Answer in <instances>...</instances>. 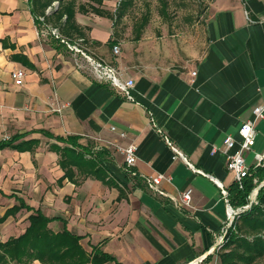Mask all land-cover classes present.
<instances>
[{"label": "crops", "instance_id": "0c3cea01", "mask_svg": "<svg viewBox=\"0 0 264 264\" xmlns=\"http://www.w3.org/2000/svg\"><path fill=\"white\" fill-rule=\"evenodd\" d=\"M76 2L75 21L86 39L73 29L65 36L83 39L91 55L132 77V98L98 81L89 68L78 67L65 43L39 35V2L0 0V114L4 124L21 126L13 134L44 128L80 135L83 144L108 147L113 155L110 168L123 190L90 177L78 184L68 178L59 183L64 174L59 155L41 147L43 137L53 141L41 132L28 135L40 139L34 151L4 148L13 156V165L35 174V185L0 189L16 193L48 216L66 219L68 229L83 236L88 251L91 244H99L122 264H185L213 252L224 234L234 176L226 167V155L213 153L212 146H221L228 134L240 141V125L254 118L253 107L264 104V0H212L205 50L180 65L168 63L172 47L165 38L140 30L133 40L126 38L124 27L111 16L117 0ZM93 6L105 13L93 11ZM47 21L58 26L54 16ZM114 45H119L118 53ZM18 68L26 72L22 85L12 78ZM62 103L67 106L54 109ZM256 129V143L246 156L251 165L255 153L264 151V120ZM120 131L127 135L121 137ZM163 135L203 172L173 158ZM129 142L138 145L132 167L119 159L123 154L118 147ZM52 170L55 185L45 191L43 176L38 179L36 174L47 171L51 176ZM158 173L169 178L153 187L151 177ZM215 178L227 188L229 201ZM189 189L192 200L187 206L181 198ZM0 194L6 204L3 213L18 203ZM50 204L57 207L51 209ZM23 211L31 213L25 208L18 213ZM50 226L62 230L64 221L55 219Z\"/></svg>", "mask_w": 264, "mask_h": 264}, {"label": "trees", "instance_id": "16d2710c", "mask_svg": "<svg viewBox=\"0 0 264 264\" xmlns=\"http://www.w3.org/2000/svg\"><path fill=\"white\" fill-rule=\"evenodd\" d=\"M52 1L33 0L35 5L39 2L40 7L39 13L36 15L37 21L40 15L45 14L46 8ZM95 1L102 2L103 0ZM131 5L132 0H120L115 12L110 13L115 23L125 16ZM92 10L105 13L95 6L92 7ZM76 11V0H60L58 8L46 14V18L48 20L54 16L55 23L67 37L68 31L73 29L78 37L86 39L85 33L76 24ZM147 20L145 18L141 26ZM33 132H41L53 140L49 142L48 148L58 153V162L64 171V174L58 179L59 183L68 178L78 184L81 180L90 177L119 187L116 176L110 168V163L113 162L111 150L106 146H96L92 141L83 144L80 142V135H60L44 128L32 129L0 139V149L9 147L19 151H34L39 145L40 139L28 137ZM263 178L264 165L252 167L251 174L243 179L242 186L234 181L230 187L232 205L238 207L248 204L250 193ZM119 188L121 191L123 190L122 187ZM0 193L18 200V203L8 207L0 216V223L6 221L10 216H15L24 208L31 212L28 215L29 224L22 233L0 241V264H10L11 262L34 264L35 261H39L41 264H103L108 261L122 264L113 254L104 251L99 244H91L92 250L88 251L81 243L83 236L69 230L66 219L60 216L46 215L40 208L36 209L16 193L6 194L2 189H0ZM121 198L122 194L118 199ZM55 219L64 221L62 230L55 231L50 226V222ZM263 255L264 185L258 190L256 202L241 211L229 227L222 244L220 257L222 264H250ZM212 258L213 254L209 253L203 262L207 263Z\"/></svg>", "mask_w": 264, "mask_h": 264}, {"label": "rangeland", "instance_id": "374dc122", "mask_svg": "<svg viewBox=\"0 0 264 264\" xmlns=\"http://www.w3.org/2000/svg\"><path fill=\"white\" fill-rule=\"evenodd\" d=\"M211 1L132 0V5L125 16L118 20L117 25L124 27L125 32L128 33L125 36L130 40H133L139 30L142 35L147 36L149 32H153L159 39L165 38L166 42L171 43L172 47V55L167 57L168 63L180 65L185 61L192 60L195 55H199L205 50L207 43L205 26L208 7ZM119 2L120 0H117V5ZM145 18L148 20L141 26ZM20 129L22 128L19 125L4 124L2 122V114H0V138L9 137ZM48 142H50L48 138H42L41 147L44 150H48ZM119 159L122 161L124 155L119 156ZM13 161L14 158L7 149L0 150V187L10 191L18 185L23 187L25 185H35V174L30 175L23 167L13 165ZM31 176L32 178H30ZM36 176L38 179L40 176H43L45 191L53 189V185H55V182L51 180L52 176L55 177L53 170L51 176L47 171L43 173L37 171ZM263 180L264 178L260 182ZM36 191L39 192L40 189ZM5 206L4 198L0 194V216L3 214ZM49 206L51 209L57 207L53 204ZM27 215L28 213L23 211L0 223V241H4L12 235H18L23 232L27 224ZM222 244L217 243L213 247V252H211L213 258L209 264H222L220 257ZM201 256L192 261L191 264H203L200 263L203 260L200 259ZM10 264L18 263L11 262ZM34 264L41 263L35 261ZM250 264H264V255L258 257Z\"/></svg>", "mask_w": 264, "mask_h": 264}, {"label": "built area", "instance_id": "2783aa9c", "mask_svg": "<svg viewBox=\"0 0 264 264\" xmlns=\"http://www.w3.org/2000/svg\"><path fill=\"white\" fill-rule=\"evenodd\" d=\"M60 0H53L52 3L46 8L45 14L38 17V31L41 37H54L60 40L62 43H65L69 49L73 52L76 57V64L80 68H89L94 74L95 78L100 82H108L118 93L124 95L125 97L131 99V88L134 86L135 81L132 77H124L120 69L115 65L107 63L102 59H98L91 55L87 49L83 46L82 40L72 41L68 39L61 32L60 28L56 25L49 24L46 18V14L51 13V11L58 7ZM113 51L115 53L119 52V45L113 46ZM196 71H192V75L195 76ZM26 72L23 68H18L12 71V78L15 83L22 85L24 83ZM67 106V103H62L59 106L55 107V110L61 111L64 107ZM253 119H248L244 121L238 130L240 136V141H238L232 134L225 136L223 144L221 146L213 145L212 152L216 153L222 151L226 155V167L233 173L234 181L239 183L242 186L243 179L251 174L252 167L264 165V151L256 152L254 157V163L251 165L247 161V153L250 152L253 146L256 143L257 138V129L256 125L259 120H264V104L256 105L253 107ZM112 131H117L116 125L111 126ZM119 135L125 137L127 133L125 131H120ZM164 140L169 145L173 151V158H181L187 162L189 167L196 172H203L202 169L194 166L193 163L189 162L183 152L179 147L173 143V141L166 135ZM138 145L135 142H129L125 145L118 147V150L124 155V162L126 167H132L138 159L137 156ZM169 178L164 173H158L151 177V183L153 187L159 184L163 179ZM214 178V177H213ZM216 182L220 185L222 195L227 199L229 192L223 183L216 179ZM257 181V178H255ZM264 185V180L256 186L251 194L249 195L250 202L243 206L233 207L229 202H227V220L225 222V229L223 236L220 237L218 244H222L225 238V235L229 227L233 224L235 218L240 214L241 211L248 208L253 202H256L257 197V188ZM192 200L191 190H187L182 194L181 202L184 205L190 206ZM219 245V246H220Z\"/></svg>", "mask_w": 264, "mask_h": 264}, {"label": "water", "instance_id": "95a60500", "mask_svg": "<svg viewBox=\"0 0 264 264\" xmlns=\"http://www.w3.org/2000/svg\"><path fill=\"white\" fill-rule=\"evenodd\" d=\"M57 8H58V7H55L51 12L55 11ZM260 187H261V186H259V187L257 188V192H258V190H259ZM211 250H213V248H212ZM209 253H211V251L206 252L205 254H203V255L201 256L200 259H204ZM189 264H191V262H190Z\"/></svg>", "mask_w": 264, "mask_h": 264}]
</instances>
